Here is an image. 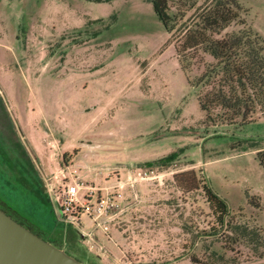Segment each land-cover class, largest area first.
I'll return each mask as SVG.
<instances>
[{
    "label": "rangeland",
    "instance_id": "374dc122",
    "mask_svg": "<svg viewBox=\"0 0 264 264\" xmlns=\"http://www.w3.org/2000/svg\"><path fill=\"white\" fill-rule=\"evenodd\" d=\"M237 2L264 39V0ZM192 63L149 0H0V97L41 189L76 184L115 205L98 226L84 214L66 224L51 198L22 190L0 192V206L53 244L50 232L75 234L78 250L62 246L85 264H264V110L206 114ZM188 171L195 191L173 181ZM203 182L225 204L223 225Z\"/></svg>",
    "mask_w": 264,
    "mask_h": 264
},
{
    "label": "trees",
    "instance_id": "16d2710c",
    "mask_svg": "<svg viewBox=\"0 0 264 264\" xmlns=\"http://www.w3.org/2000/svg\"><path fill=\"white\" fill-rule=\"evenodd\" d=\"M149 1L179 60L186 65L195 62L201 69L194 85L200 89L198 105L203 112L218 110L225 121L237 117L244 121L255 110H264V39L245 25V11L237 0ZM231 24L238 30L224 33ZM256 159L264 170V151L256 153ZM148 165L151 164L145 166ZM179 175L186 178L180 181L177 175L173 176L178 187L199 189L192 171ZM41 187L34 163L16 136L0 97V192L8 188L22 190L35 199L48 201ZM200 189L214 220L223 225L227 215L224 202L204 182ZM11 215L14 221L38 235L15 214Z\"/></svg>",
    "mask_w": 264,
    "mask_h": 264
},
{
    "label": "water",
    "instance_id": "95a60500",
    "mask_svg": "<svg viewBox=\"0 0 264 264\" xmlns=\"http://www.w3.org/2000/svg\"><path fill=\"white\" fill-rule=\"evenodd\" d=\"M68 252L60 244L41 239L0 210V264H85L75 258V253Z\"/></svg>",
    "mask_w": 264,
    "mask_h": 264
},
{
    "label": "built area",
    "instance_id": "2783aa9c",
    "mask_svg": "<svg viewBox=\"0 0 264 264\" xmlns=\"http://www.w3.org/2000/svg\"><path fill=\"white\" fill-rule=\"evenodd\" d=\"M79 190L80 188L76 184L65 182L56 187L50 184L46 185L48 199L51 198L59 206L64 223L76 224L80 214L86 215L95 226L99 225L97 223L98 219L102 220L101 224L112 220L115 205L111 197L106 195L105 197L91 200V194L86 197L79 196Z\"/></svg>",
    "mask_w": 264,
    "mask_h": 264
},
{
    "label": "crops",
    "instance_id": "0c3cea01",
    "mask_svg": "<svg viewBox=\"0 0 264 264\" xmlns=\"http://www.w3.org/2000/svg\"><path fill=\"white\" fill-rule=\"evenodd\" d=\"M60 232H62V237L63 238L62 237L59 238L58 235H57L58 232H56V231L55 232H50L49 236L51 237L52 240H54V239L58 240L57 244H60V245H62L63 240H66L68 243H70L69 245H70V247H72V249L78 250L79 244H78L77 239L75 238V234H73L70 231H68V232L60 231ZM62 247H64V246H62Z\"/></svg>",
    "mask_w": 264,
    "mask_h": 264
},
{
    "label": "flooded vegetation",
    "instance_id": "af4514ba",
    "mask_svg": "<svg viewBox=\"0 0 264 264\" xmlns=\"http://www.w3.org/2000/svg\"><path fill=\"white\" fill-rule=\"evenodd\" d=\"M65 250H66V248L65 247H63ZM73 253H75V252H73ZM76 254V253H75ZM77 255V254H76ZM86 256V255H85ZM86 258H89L88 256H86ZM90 262V261H89ZM91 264H93L92 262H90ZM98 264V263H97Z\"/></svg>",
    "mask_w": 264,
    "mask_h": 264
}]
</instances>
